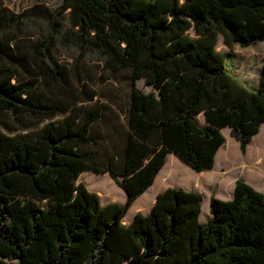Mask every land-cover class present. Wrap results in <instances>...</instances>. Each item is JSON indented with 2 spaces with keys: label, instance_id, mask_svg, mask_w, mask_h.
<instances>
[{
  "label": "trees",
  "instance_id": "obj_1",
  "mask_svg": "<svg viewBox=\"0 0 264 264\" xmlns=\"http://www.w3.org/2000/svg\"><path fill=\"white\" fill-rule=\"evenodd\" d=\"M6 11L0 27L7 20L22 34L24 13L6 18ZM65 12L80 57L97 51L106 69L129 70L128 102L99 104L86 91L79 106L61 104L40 91L16 38L0 36V264H264V193L243 178L233 199L212 196L206 222L203 195L181 187L123 222L169 152L207 170L226 141L223 128L244 153L259 132L264 59L250 89L229 71L217 42L219 32L230 46L264 42V0H62L49 13L48 35L34 44L39 67L62 80L54 48ZM140 79L152 89L140 88ZM103 124L107 134L97 131ZM85 170L109 173L125 202L102 204L79 180Z\"/></svg>",
  "mask_w": 264,
  "mask_h": 264
},
{
  "label": "rangeland",
  "instance_id": "obj_2",
  "mask_svg": "<svg viewBox=\"0 0 264 264\" xmlns=\"http://www.w3.org/2000/svg\"><path fill=\"white\" fill-rule=\"evenodd\" d=\"M62 0H0V9H6V18L10 13H24V24L22 34L18 30L8 25L7 20L0 27V36L8 39L16 38L13 44L19 55L24 56L30 62L40 78V91L60 102L63 105H72L69 102L81 104V100L85 99V93L92 92L96 96L94 102L101 103H119L120 107L126 106L129 93V70H123L114 73L104 66V60L97 51H89L83 57H80V49L74 43L75 28L71 23L67 12L57 15L59 22V31L56 38L54 54L58 58L60 64L65 68V80L60 78H52L44 69L39 67L34 53V44L45 38L50 31L49 13L55 14L61 5ZM192 36H197L193 28L188 30ZM217 50L226 53V65L229 71L238 77L244 85L250 89H255L260 83V74L264 59V42H258L248 46L235 45L230 46L225 41L223 33H218ZM2 63L0 59V64ZM8 64V63H6ZM19 76L27 78L30 76L27 71L19 69ZM138 86L145 91H150L151 86L146 84L145 79L137 82ZM123 112V111H122ZM66 115L61 114L52 120L62 119ZM203 114L199 115V120L203 121ZM50 120H46L44 123ZM14 126L18 127V123L11 119ZM42 123L40 126H42ZM104 125V124H103ZM98 132L107 134L105 125L100 126ZM35 128H30V131ZM17 132H23L18 130ZM238 148L230 144V156L237 157ZM191 177L186 174V177ZM121 179V177H119ZM90 191L96 192L101 199L102 204L109 202L122 203V198L126 196L123 189L109 175L97 174L92 170L84 171L80 178ZM185 189V188H184ZM187 190V189H185ZM102 192L107 195L104 197ZM110 196V198H108ZM117 197L114 198V197ZM107 202V203H106ZM201 222L207 221L209 213L208 203L204 201L202 204ZM135 207H131L125 215V220L130 219L134 215ZM16 263V261H15ZM124 264H130L126 261Z\"/></svg>",
  "mask_w": 264,
  "mask_h": 264
},
{
  "label": "crops",
  "instance_id": "obj_3",
  "mask_svg": "<svg viewBox=\"0 0 264 264\" xmlns=\"http://www.w3.org/2000/svg\"><path fill=\"white\" fill-rule=\"evenodd\" d=\"M199 121L202 124L205 123L204 119ZM222 133L226 141L218 150L214 167L211 169L197 171L183 162L176 153L169 152L166 163L159 171L154 183L132 204L135 207L133 217L126 220L124 217L123 222L129 224L138 212L149 213L158 195L169 187H181L188 191L201 193L203 195L202 204L204 201L206 204L208 203L207 221L212 216L210 211L212 196L215 195L223 200L233 199L236 182L239 178H243L247 183L264 193V123L261 124L259 132L249 142L245 153L241 150L240 142L231 135L230 127L223 128ZM230 144L238 148L237 157L230 156ZM94 172L106 176L110 175L109 173ZM186 174H190L191 177H186ZM125 200L126 196L122 198V203Z\"/></svg>",
  "mask_w": 264,
  "mask_h": 264
}]
</instances>
